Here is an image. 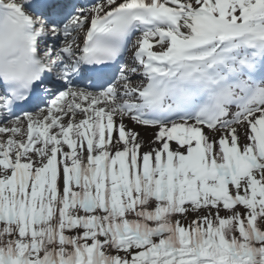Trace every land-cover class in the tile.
I'll list each match as a JSON object with an SVG mask.
<instances>
[{"label": "snow or ice", "instance_id": "snow-or-ice-1", "mask_svg": "<svg viewBox=\"0 0 264 264\" xmlns=\"http://www.w3.org/2000/svg\"><path fill=\"white\" fill-rule=\"evenodd\" d=\"M0 264H264V0H0Z\"/></svg>", "mask_w": 264, "mask_h": 264}]
</instances>
